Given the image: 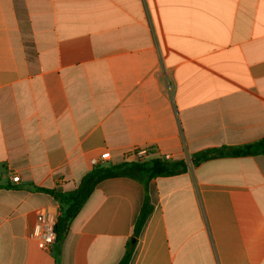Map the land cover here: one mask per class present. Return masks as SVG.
Here are the masks:
<instances>
[{
	"label": "crops",
	"instance_id": "crops-1",
	"mask_svg": "<svg viewBox=\"0 0 264 264\" xmlns=\"http://www.w3.org/2000/svg\"><path fill=\"white\" fill-rule=\"evenodd\" d=\"M264 138V0H0V264H264V156L97 184L51 251L36 187ZM19 176V182L12 181ZM58 210V211H59Z\"/></svg>",
	"mask_w": 264,
	"mask_h": 264
},
{
	"label": "trees",
	"instance_id": "trees-1",
	"mask_svg": "<svg viewBox=\"0 0 264 264\" xmlns=\"http://www.w3.org/2000/svg\"><path fill=\"white\" fill-rule=\"evenodd\" d=\"M264 156V138L241 146H223L207 149L191 155L190 162L185 160L173 161L168 158L157 157L148 160L124 161L115 165H97L82 179L79 187L71 192H59L36 187V190L51 194L59 203L60 210L57 222V241H62L68 232L72 220L77 216L84 203L94 191L99 182L112 177H130L143 183L147 187L153 178L170 177L185 173L190 165L196 167L203 162L222 157ZM153 207L148 193L136 221L132 239L126 245V251L118 264H129L135 249L136 241L141 230L151 214Z\"/></svg>",
	"mask_w": 264,
	"mask_h": 264
},
{
	"label": "built area",
	"instance_id": "built-area-1",
	"mask_svg": "<svg viewBox=\"0 0 264 264\" xmlns=\"http://www.w3.org/2000/svg\"><path fill=\"white\" fill-rule=\"evenodd\" d=\"M150 155L147 149H134L130 151L128 156H133L137 160H144ZM106 157L91 159L93 166L100 165L106 161ZM12 181L19 182V176L15 175ZM59 209L57 207L46 206L42 207L37 212L36 223L30 232V237L36 242L37 246L44 251H51L57 241V222L59 216Z\"/></svg>",
	"mask_w": 264,
	"mask_h": 264
},
{
	"label": "rangeland",
	"instance_id": "rangeland-1",
	"mask_svg": "<svg viewBox=\"0 0 264 264\" xmlns=\"http://www.w3.org/2000/svg\"><path fill=\"white\" fill-rule=\"evenodd\" d=\"M104 165H108V163H105Z\"/></svg>",
	"mask_w": 264,
	"mask_h": 264
}]
</instances>
